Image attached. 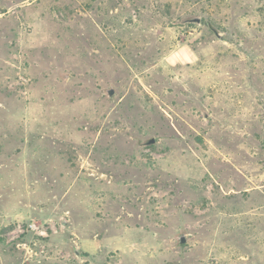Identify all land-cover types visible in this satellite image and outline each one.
<instances>
[{
    "label": "rangeland",
    "instance_id": "374dc122",
    "mask_svg": "<svg viewBox=\"0 0 264 264\" xmlns=\"http://www.w3.org/2000/svg\"><path fill=\"white\" fill-rule=\"evenodd\" d=\"M0 264H264V0H0Z\"/></svg>",
    "mask_w": 264,
    "mask_h": 264
},
{
    "label": "water",
    "instance_id": "95a60500",
    "mask_svg": "<svg viewBox=\"0 0 264 264\" xmlns=\"http://www.w3.org/2000/svg\"><path fill=\"white\" fill-rule=\"evenodd\" d=\"M191 22H196V23H200L201 22V18L200 17H194L192 19H190ZM107 93L109 96H112L114 93H115V89L113 87L111 88H108L107 89ZM156 142V139L155 138H150L146 144H153ZM179 240L181 243H185L187 241V238L184 234H181L180 237H179ZM75 254L77 256L80 255V250L79 249H75Z\"/></svg>",
    "mask_w": 264,
    "mask_h": 264
}]
</instances>
